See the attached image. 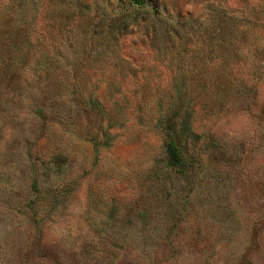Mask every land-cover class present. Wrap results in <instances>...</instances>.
Wrapping results in <instances>:
<instances>
[{"label":"rangeland","instance_id":"rangeland-1","mask_svg":"<svg viewBox=\"0 0 264 264\" xmlns=\"http://www.w3.org/2000/svg\"><path fill=\"white\" fill-rule=\"evenodd\" d=\"M144 1L0 0V264H264V0Z\"/></svg>","mask_w":264,"mask_h":264},{"label":"trees","instance_id":"trees-1","mask_svg":"<svg viewBox=\"0 0 264 264\" xmlns=\"http://www.w3.org/2000/svg\"><path fill=\"white\" fill-rule=\"evenodd\" d=\"M131 4L137 7V10L146 8L144 0H131ZM215 28V26H214ZM212 72L216 69L211 68ZM207 73V71L205 72ZM233 80L228 79L223 83H218L214 78L203 80L202 82L192 81L189 83L191 89L200 87L201 92L218 93L221 88L233 89ZM226 156V153H222ZM196 165L194 162V155L190 148L182 144L178 136L174 132H168L166 141L163 147V156L156 162L155 174L158 179L159 192L158 195L166 191L169 197L170 193L167 190V180L186 179L195 176ZM168 191V192H167ZM168 199V198H167ZM167 201V200H166ZM144 220L146 219V212L142 213Z\"/></svg>","mask_w":264,"mask_h":264}]
</instances>
